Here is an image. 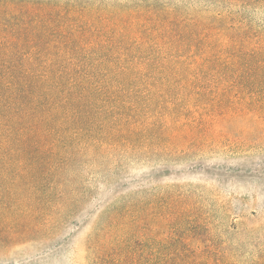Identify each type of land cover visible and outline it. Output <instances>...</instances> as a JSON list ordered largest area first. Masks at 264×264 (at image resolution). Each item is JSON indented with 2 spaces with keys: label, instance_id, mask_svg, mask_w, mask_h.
Wrapping results in <instances>:
<instances>
[{
  "label": "trees",
  "instance_id": "1",
  "mask_svg": "<svg viewBox=\"0 0 264 264\" xmlns=\"http://www.w3.org/2000/svg\"><path fill=\"white\" fill-rule=\"evenodd\" d=\"M247 131L264 133V0H0V258L264 264L263 223L223 236L133 172Z\"/></svg>",
  "mask_w": 264,
  "mask_h": 264
},
{
  "label": "rangeland",
  "instance_id": "2",
  "mask_svg": "<svg viewBox=\"0 0 264 264\" xmlns=\"http://www.w3.org/2000/svg\"><path fill=\"white\" fill-rule=\"evenodd\" d=\"M204 148H191L178 157L134 159L132 164L151 162L148 167L134 169L137 179L141 178L135 185L144 186V176H148L152 185L149 194L156 201L164 196L181 194L184 199L195 202L198 212L211 217L213 224L217 225L215 229L223 236L242 239L234 234L233 227H238L240 233L248 234L243 230L253 220L263 223L257 228V233L264 235V133L247 131L230 137L222 135L215 138L213 146ZM106 168L104 176L114 182L109 178L112 176L111 169ZM157 212H162L160 207ZM88 229L83 224L69 226L64 238L82 237ZM170 231V228L153 226V232L158 236L166 237ZM262 241L264 238L250 243ZM232 242L238 243L237 240ZM37 253L20 246L12 256L1 257L0 264H75L70 249L56 255L34 257ZM249 256L247 260H251Z\"/></svg>",
  "mask_w": 264,
  "mask_h": 264
}]
</instances>
